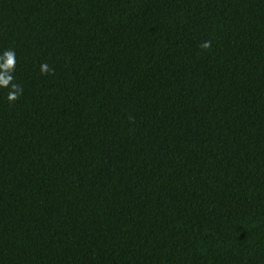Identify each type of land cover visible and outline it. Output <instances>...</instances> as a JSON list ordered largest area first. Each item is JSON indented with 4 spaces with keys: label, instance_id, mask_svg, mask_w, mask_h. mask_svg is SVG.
Segmentation results:
<instances>
[{
    "label": "trees",
    "instance_id": "16d2710c",
    "mask_svg": "<svg viewBox=\"0 0 264 264\" xmlns=\"http://www.w3.org/2000/svg\"><path fill=\"white\" fill-rule=\"evenodd\" d=\"M7 51L0 264H264V0H0Z\"/></svg>",
    "mask_w": 264,
    "mask_h": 264
},
{
    "label": "clouds",
    "instance_id": "9594fccd",
    "mask_svg": "<svg viewBox=\"0 0 264 264\" xmlns=\"http://www.w3.org/2000/svg\"><path fill=\"white\" fill-rule=\"evenodd\" d=\"M209 46L208 43H205L202 45L203 48H207ZM4 57H5V63L3 65H0V67L3 68H7V69H11L14 66V53L12 51H7L4 53ZM41 71L45 72L48 71L47 66L46 65H42L41 66ZM9 79H11V77H9ZM5 83H7V81H5ZM19 92V90L17 89V93ZM13 97L10 95L9 99H12Z\"/></svg>",
    "mask_w": 264,
    "mask_h": 264
}]
</instances>
